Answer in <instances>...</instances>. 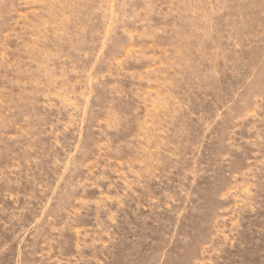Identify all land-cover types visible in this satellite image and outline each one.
<instances>
[{
  "label": "rangeland",
  "instance_id": "rangeland-1",
  "mask_svg": "<svg viewBox=\"0 0 264 264\" xmlns=\"http://www.w3.org/2000/svg\"><path fill=\"white\" fill-rule=\"evenodd\" d=\"M0 264H264V0H0Z\"/></svg>",
  "mask_w": 264,
  "mask_h": 264
}]
</instances>
